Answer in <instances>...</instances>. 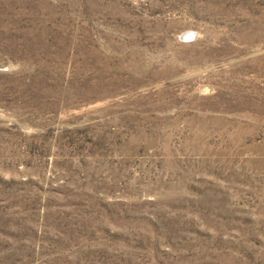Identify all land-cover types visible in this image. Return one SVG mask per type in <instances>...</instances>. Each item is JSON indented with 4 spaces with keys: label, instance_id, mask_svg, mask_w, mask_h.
Wrapping results in <instances>:
<instances>
[{
    "label": "rangeland",
    "instance_id": "rangeland-1",
    "mask_svg": "<svg viewBox=\"0 0 264 264\" xmlns=\"http://www.w3.org/2000/svg\"><path fill=\"white\" fill-rule=\"evenodd\" d=\"M0 264H264V0H0Z\"/></svg>",
    "mask_w": 264,
    "mask_h": 264
}]
</instances>
